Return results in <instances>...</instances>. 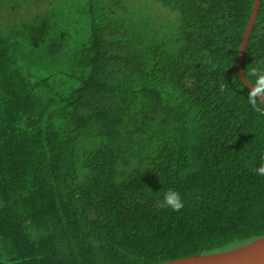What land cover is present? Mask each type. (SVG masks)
<instances>
[{
  "label": "trees",
  "instance_id": "obj_1",
  "mask_svg": "<svg viewBox=\"0 0 264 264\" xmlns=\"http://www.w3.org/2000/svg\"><path fill=\"white\" fill-rule=\"evenodd\" d=\"M254 3L0 0V264H156L264 236V118L220 87ZM262 57L264 0L244 72Z\"/></svg>",
  "mask_w": 264,
  "mask_h": 264
},
{
  "label": "water",
  "instance_id": "obj_2",
  "mask_svg": "<svg viewBox=\"0 0 264 264\" xmlns=\"http://www.w3.org/2000/svg\"><path fill=\"white\" fill-rule=\"evenodd\" d=\"M260 6L261 0H255L251 18L240 46L236 66L241 79L249 88L251 87V84L247 81L243 66L246 49L258 17ZM156 264H264V236L230 250L207 254L198 253L192 256Z\"/></svg>",
  "mask_w": 264,
  "mask_h": 264
},
{
  "label": "clouds",
  "instance_id": "obj_3",
  "mask_svg": "<svg viewBox=\"0 0 264 264\" xmlns=\"http://www.w3.org/2000/svg\"><path fill=\"white\" fill-rule=\"evenodd\" d=\"M247 81L251 84L249 88L247 84L240 78L233 79V83L221 84V90L229 89H245L247 94L242 97V102L246 107L255 111L259 117L264 118V57L255 59L254 62L248 64L245 69ZM258 175L264 176V163L253 169ZM162 205L172 211H180L185 206V198L180 191L175 188H169L162 194Z\"/></svg>",
  "mask_w": 264,
  "mask_h": 264
},
{
  "label": "rangeland",
  "instance_id": "obj_4",
  "mask_svg": "<svg viewBox=\"0 0 264 264\" xmlns=\"http://www.w3.org/2000/svg\"><path fill=\"white\" fill-rule=\"evenodd\" d=\"M146 3L147 2H145V4ZM151 6H153L155 9L154 20L157 21L158 23H163L167 26H171L172 24H174L178 20L177 15L175 13L164 8L163 6L157 5L155 3H152Z\"/></svg>",
  "mask_w": 264,
  "mask_h": 264
}]
</instances>
